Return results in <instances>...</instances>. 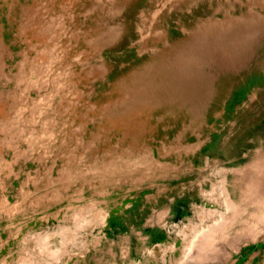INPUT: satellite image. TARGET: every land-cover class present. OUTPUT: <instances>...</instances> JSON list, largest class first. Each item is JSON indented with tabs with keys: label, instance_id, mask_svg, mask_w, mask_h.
<instances>
[{
	"label": "rangeland",
	"instance_id": "1",
	"mask_svg": "<svg viewBox=\"0 0 264 264\" xmlns=\"http://www.w3.org/2000/svg\"><path fill=\"white\" fill-rule=\"evenodd\" d=\"M0 264H264V0H0Z\"/></svg>",
	"mask_w": 264,
	"mask_h": 264
}]
</instances>
